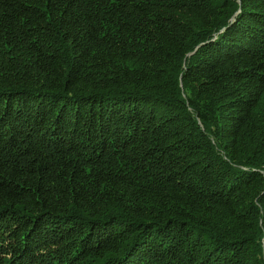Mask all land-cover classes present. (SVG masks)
I'll return each mask as SVG.
<instances>
[{"label":"trees","instance_id":"trees-1","mask_svg":"<svg viewBox=\"0 0 264 264\" xmlns=\"http://www.w3.org/2000/svg\"><path fill=\"white\" fill-rule=\"evenodd\" d=\"M0 264H264V0H0Z\"/></svg>","mask_w":264,"mask_h":264}]
</instances>
